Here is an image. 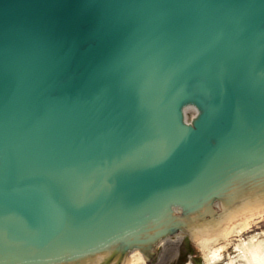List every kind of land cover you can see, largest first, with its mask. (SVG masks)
<instances>
[{
	"label": "water",
	"instance_id": "95a60500",
	"mask_svg": "<svg viewBox=\"0 0 264 264\" xmlns=\"http://www.w3.org/2000/svg\"><path fill=\"white\" fill-rule=\"evenodd\" d=\"M262 192L264 0H0V264H122Z\"/></svg>",
	"mask_w": 264,
	"mask_h": 264
},
{
	"label": "rangeland",
	"instance_id": "374dc122",
	"mask_svg": "<svg viewBox=\"0 0 264 264\" xmlns=\"http://www.w3.org/2000/svg\"><path fill=\"white\" fill-rule=\"evenodd\" d=\"M254 204V206L242 207L233 211L231 216L233 223L230 222V225H234L235 228L227 227L228 234L221 236L213 243L216 251L220 252L217 259H211L208 262L205 258V251L198 241L191 240L189 236H183V239L174 238V240L165 242L159 249V258L151 264H167L176 260L181 247L186 249L189 244L195 248L197 260L190 255L186 264H246L244 248L264 245V205L257 208L259 205Z\"/></svg>",
	"mask_w": 264,
	"mask_h": 264
},
{
	"label": "bare ground",
	"instance_id": "6f19581e",
	"mask_svg": "<svg viewBox=\"0 0 264 264\" xmlns=\"http://www.w3.org/2000/svg\"><path fill=\"white\" fill-rule=\"evenodd\" d=\"M193 110V108L187 107L185 109V114L188 115L189 111ZM231 216V214L224 216L218 224L217 228L213 227V229L211 230L212 227H210L211 225H209L206 228H199L198 231L195 232L197 234L195 236L202 244V247L205 251V258L208 262L211 259H217L220 255V252L216 251V248H214L213 243L218 240L221 236L228 234L227 227L235 228L234 225H230V222H232ZM208 229H210L211 231H209ZM181 239L183 238L181 237ZM244 252V257L246 259L247 264H264V245L244 248ZM130 259L133 260V264H135L138 259L143 261L142 256L137 252L133 253Z\"/></svg>",
	"mask_w": 264,
	"mask_h": 264
}]
</instances>
